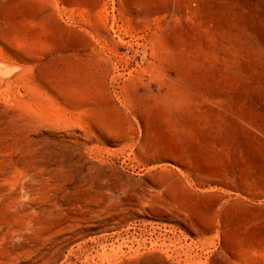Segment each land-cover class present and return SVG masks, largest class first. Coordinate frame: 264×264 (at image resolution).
Returning a JSON list of instances; mask_svg holds the SVG:
<instances>
[{
    "label": "rangeland",
    "instance_id": "374dc122",
    "mask_svg": "<svg viewBox=\"0 0 264 264\" xmlns=\"http://www.w3.org/2000/svg\"><path fill=\"white\" fill-rule=\"evenodd\" d=\"M0 264H264V0H0Z\"/></svg>",
    "mask_w": 264,
    "mask_h": 264
}]
</instances>
